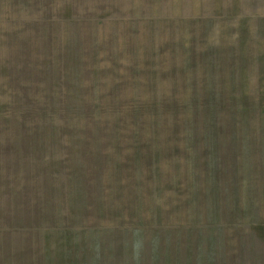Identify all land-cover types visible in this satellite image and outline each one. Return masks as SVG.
<instances>
[{"label": "rangeland", "instance_id": "rangeland-1", "mask_svg": "<svg viewBox=\"0 0 264 264\" xmlns=\"http://www.w3.org/2000/svg\"><path fill=\"white\" fill-rule=\"evenodd\" d=\"M0 264H264V0H0Z\"/></svg>", "mask_w": 264, "mask_h": 264}]
</instances>
